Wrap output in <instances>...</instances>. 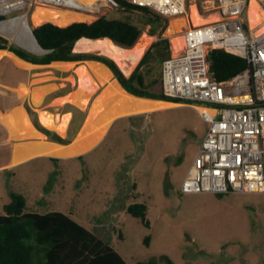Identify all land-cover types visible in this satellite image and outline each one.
Returning <instances> with one entry per match:
<instances>
[{
    "label": "rangeland",
    "instance_id": "rangeland-1",
    "mask_svg": "<svg viewBox=\"0 0 264 264\" xmlns=\"http://www.w3.org/2000/svg\"><path fill=\"white\" fill-rule=\"evenodd\" d=\"M209 1L216 0H188V5H197L199 13L208 18L216 15L215 11L206 10ZM256 1L264 9V0ZM78 12L94 17L93 20L104 15L128 19L142 26L146 34L150 28L140 13H124L106 6H100L95 13ZM16 15H5L0 23ZM179 18L185 21L182 29L173 27L172 32L168 31L174 18L170 19L163 33L153 36L150 45L161 37L168 38L171 55L177 54L179 51L172 41L180 39L183 42L184 30L193 26L189 10ZM29 25L31 29L37 26L31 20ZM0 30L11 42L25 46L18 39L20 26L11 30L0 25ZM32 52L44 53L42 50ZM161 68L162 65L157 66L156 76H160ZM45 70L49 78L38 80L34 74L28 75L26 82L30 88L44 81L66 83L64 77L56 79L53 70ZM16 76L8 58L0 62L1 120L8 108L20 103L26 109L29 106L36 113L39 125L46 128L39 122L37 109L61 114L77 108L86 116V109L92 105L91 98L84 109L66 101L53 102L60 94L75 90L78 79L72 71L67 86L50 93L40 106L32 102L30 95L18 97L14 90L6 95L8 91L2 83L16 84ZM155 90L161 91V82ZM84 118L77 113L65 136L61 137H67L70 129L74 131ZM35 127L48 141V135ZM208 128L209 124L194 104L185 103L119 119L102 142L82 158L40 157L0 171V203H9L11 193L15 192L25 197L26 212H63L110 244L129 264L151 259L161 261L162 256L169 257L175 264H263L264 192H181ZM6 134V128L0 124V166L9 162L8 158L12 151L14 155L20 142L42 139L11 135L4 144L2 139ZM134 203L147 205L149 226L128 212V207ZM146 237H150L149 245Z\"/></svg>",
    "mask_w": 264,
    "mask_h": 264
},
{
    "label": "built area",
    "instance_id": "built-area-1",
    "mask_svg": "<svg viewBox=\"0 0 264 264\" xmlns=\"http://www.w3.org/2000/svg\"><path fill=\"white\" fill-rule=\"evenodd\" d=\"M127 1L151 8L169 19L182 17L189 10L188 0ZM209 2L206 10L215 11L219 19L187 27L182 49L162 62L163 94L199 103L195 108L209 124L181 192L262 193L264 32L257 33V27L250 26V0ZM38 5L95 13L100 6L118 10L120 0H0V16L17 13L13 18H20L30 27L31 14ZM216 49L244 58L248 67L228 79H216L209 61L210 51ZM198 107L215 112L212 115Z\"/></svg>",
    "mask_w": 264,
    "mask_h": 264
},
{
    "label": "trees",
    "instance_id": "trees-1",
    "mask_svg": "<svg viewBox=\"0 0 264 264\" xmlns=\"http://www.w3.org/2000/svg\"><path fill=\"white\" fill-rule=\"evenodd\" d=\"M118 11L142 14L145 23L150 25L148 34L152 36L163 33L170 20L151 8L136 6L127 0H120ZM2 19L5 17H0V20ZM32 32L40 47L45 50L44 53L32 52L11 42L1 33L0 50L13 52L34 64H50L54 61H99L105 64L122 87L133 95L200 105L170 98L162 91L155 90L156 85L162 81V68L160 76L155 75V70L171 56L168 38L161 37L153 42L129 76L125 75L117 62L108 55L74 51L76 42L82 38H108L118 46L134 47L144 33V28L131 20L104 15L93 22L75 21L64 27L47 22L33 27ZM209 61L211 73L218 80L228 79L248 67L244 58L219 49L210 51ZM27 109L35 125L48 135L50 141L67 144L81 126L79 124L72 132L70 129L67 137L63 138L56 131L41 127L37 122L36 113L29 106ZM72 112V122L77 113L85 117V112L77 108ZM79 158H82V155ZM25 207V197L15 192L11 193V201L4 205L5 214L0 215V264H129L110 244L99 239L69 215L59 211L26 212ZM147 210V205L143 203H134L128 207L132 216L143 219L149 226L146 221ZM149 241L150 237H146L145 242L148 245ZM160 260L151 259L137 264H175L167 256H162Z\"/></svg>",
    "mask_w": 264,
    "mask_h": 264
},
{
    "label": "bare ground",
    "instance_id": "bare-ground-1",
    "mask_svg": "<svg viewBox=\"0 0 264 264\" xmlns=\"http://www.w3.org/2000/svg\"><path fill=\"white\" fill-rule=\"evenodd\" d=\"M89 1L91 2L94 0ZM250 1L249 19L251 27L254 28L263 23L264 10L256 0ZM56 8L57 7L54 8L52 6H36L30 17L31 23L38 26L51 22L55 25L64 27L75 20L88 21L94 19V17L84 14L73 16L70 11L58 10ZM189 19L193 25L198 26L217 21L219 18L217 15L208 18L203 17L199 13L197 5L192 4L189 7ZM0 25L2 28L11 30L20 26L21 32L18 36V39L20 40L19 42L34 51H41L39 44L31 32V28L23 23L20 18L16 17L9 19L0 23ZM184 25V19L176 18L172 20V26H170L168 31L172 32L173 27L180 30ZM262 32H264V23L258 30V33ZM153 39L154 37L152 35L143 33L139 41L132 48L118 46L109 39L81 40L77 41L75 49L94 48L96 50H102L117 62L125 75H129L132 69H134V66L144 55L147 46L153 41ZM172 42H174V47H176L178 51L182 49L183 42L180 39H176ZM72 65H75V63L57 64L59 68H68ZM76 71H78L77 74H79V86L76 91L72 93L69 92L67 96L59 101L70 102L84 109L85 105L89 103L91 96L97 93L88 111L82 129L75 137L74 141L69 145H60L59 143L47 141L43 139L44 135L33 124L27 110L22 106L16 107L2 117V120L8 127L11 135L17 138L40 137L42 139L17 145L12 159L14 165L35 156L73 157L85 154L95 148L102 141L111 124L117 118L152 113L176 106V104L171 102L142 98L128 93L119 81L114 78L110 69L102 63L88 61L85 64H82V66ZM92 75L97 77L98 82L93 79ZM100 84L104 85V88L98 94L99 87L101 86ZM24 92L28 94L30 90L24 89ZM43 94L44 90L41 89V87L40 89H34L32 91L33 100L36 104L39 105L41 103ZM198 109L200 111H206L212 115L215 112L212 109H206L203 107H198ZM38 112L39 121L43 126L56 131L61 136H65L71 117L69 113H66L65 115H55L46 109H40Z\"/></svg>",
    "mask_w": 264,
    "mask_h": 264
},
{
    "label": "crops",
    "instance_id": "crops-1",
    "mask_svg": "<svg viewBox=\"0 0 264 264\" xmlns=\"http://www.w3.org/2000/svg\"><path fill=\"white\" fill-rule=\"evenodd\" d=\"M251 2V1H250ZM260 6H261V4H260ZM249 7H250V5H249ZM262 7V6H261ZM55 8V7H54ZM56 9H58V10H63V11H70L72 14H73V16H75V15H77V14H84V13H81V12H78V11H73V10H65V9H61V8H56ZM264 10V9H263ZM70 13V14H71ZM71 14V15H72ZM248 19H249V10H248ZM75 21H87V20H75ZM75 21H73V22H75ZM94 20H88L87 22H93ZM73 22H71V23H73ZM70 23V24H71ZM249 23H250V19H249ZM263 23H264V21H263ZM262 23V24H263ZM262 24H260V25H257L256 27V32L258 33V30L260 29V27H261V25ZM69 25V24H68ZM250 26H251V24H250ZM255 28V27H254ZM103 39H108V38H103ZM81 40H90V39H88V38H82V39H80L79 41H81ZM100 40V39H99ZM110 40V39H109ZM77 43V42H76ZM76 45V44H75ZM150 46V44L147 46V48ZM146 48V49H147ZM92 50V51H91ZM74 51L75 52H96V51H98V52H101L102 54H106V53H104V51H102V50H96V49H94V48H92V49H75V46H74ZM146 51V50H145ZM7 53V54H6ZM12 54V55H11ZM106 55H108V54H106ZM109 56V55H108ZM5 58H8L11 62H12V64H13V71L14 72H16V74H17V76H16V79H17V82H16V84H9V83H2L3 84V86L5 87V89H7V93H6V95H8L10 92H13V90H14V92L16 93V94H18V97H21V96H24V95H30V97H31V100H32V102L36 105V106H40L41 104H42V101H44L46 98H47V96L50 94V93H52L53 91H55V90H61V89H64V87H66L67 86V83H69L71 80L68 78L69 77V73L72 71L73 73H75L76 74V76H77V82H76V88H75V90L77 89V87L79 86V74H77L78 73V71H76V70H78V68L79 67H81L82 66V64H85L86 62H88V61H95V60H86V61H54V62H52V63H50V64H34V63H31V62H29V61H26V60H24V59H22V58H20L19 56H17L15 53H13V52H10V51H8V50H0V62L1 61H3ZM142 58V57H141ZM140 58V59H141ZM140 61V60H139ZM139 61L137 62V64L139 63ZM75 63V65H72L71 67H68V68H59L58 66H57V64H59V63H63V64H65V63ZM96 62H98V63H101V62H99V61H96ZM54 63V64H53ZM77 64V65H76ZM103 64V63H102ZM137 64L134 66V69H135V67L137 66ZM105 65V64H104ZM106 66V65H105ZM107 67V66H106ZM45 68H48V69H50V70H53V71H51V72H53L54 74H53V76L56 78V79H58L59 77H64L65 79H66V83L65 84H60L59 82H57V81H47V82H42V84H40V85H37V86H34V87H31L30 88V86H28V84H27V77H28V75H32V74H34V77L36 78V79H45V78H49L50 77V74H48V72H45L46 70H45ZM77 68V69H76ZM108 68V67H107ZM109 69V68H108ZM134 69H132V71L129 73V75L133 72V70ZM21 71L23 72V73H21ZM111 71V70H110ZM112 72V71H111ZM65 75V76H64ZM129 75H127V76H129ZM114 76V75H113ZM92 77H93V79L96 81V82H98L97 81V77L95 76V75H92ZM0 85H1V82H0ZM44 86V87H43ZM40 87H41V89H43L44 90V94H43V97H42V100H41V103L38 105V104H36L35 102H34V100H33V96H32V91L34 90V89H40ZM46 87V88H45ZM21 88V89H20ZM52 88V89H51ZM24 89H29L30 90V92L27 94V93H25L24 92ZM75 90H73L72 92H74ZM103 89L101 88V86L99 87V92H98V94L102 91ZM22 91V92H21ZM25 94H24V93ZM71 91H70V93H72ZM128 92V91H127ZM129 93V92H128ZM69 94V92H67V93H65V94H60L59 96H57V97H55L54 98V100H53V102H62V101H59L60 99H62V98H64L65 96H67ZM96 95H97V93H95L93 96H91V101L92 100H94V98L96 97ZM136 96V95H135ZM139 97V96H138ZM142 98H144V97H142ZM148 99H151V98H148ZM153 100H157V99H153ZM160 101H164V100H160ZM167 102H170V101H167ZM70 103V102H69ZM171 103H174V104H176L175 102H171ZM24 107L25 108V106H23L22 104H20V103H17V104H14L13 106H11L10 108H8L9 110H7L8 112H6V113H9V112H11L13 109H15L16 107ZM196 105H194V107H195ZM26 109V108H25ZM40 109H44V108H39V109H37V112L40 110ZM27 110V109H26ZM86 111H87V113H86V116H85V118H84V120L82 121V124H81V126L79 127V129H78V131H77V133H76V135H75V137L78 135V133L80 132V130L82 129V127H83V125H84V122H85V120H86V117H87V115H88V111H89V108L88 109H86ZM162 111V110H161ZM28 112V111H27ZM70 114L71 115V117H70V121H69V124H68V126H67V131H68V128L70 127V125H71V123H72V119H73V112H72V110H66L65 112H63V113H61V114H59V115H65V114ZM29 114V113H28ZM54 114V113H53ZM150 114V113H149ZM55 115H57V114H55ZM137 115H141V114H136V115H129V116H124V117H120V118H117L112 124H111V126H110V128L112 127V125L117 121V120H119V119H122V118H125V117H132V116H137ZM38 118H39V112H38ZM0 124L2 125V126H4L5 128H6V136H4L3 137V139H2V142L5 144V142H6V140L7 141H9L10 140V138H11V133H10V131H9V129H8V127L4 124V122H3V120H1L0 119ZM110 128H109V130H110ZM109 130H108V132H109ZM66 131V132H67ZM107 132V133H108ZM107 135V134H106ZM105 135V136H106ZM75 137L69 142V143H67V144H61V143H59L60 145H69L70 143H72L73 141H74V139H75ZM105 138V137H104ZM103 138V139H104ZM102 139V140H103ZM48 141H50V140H48ZM25 143L26 142H30V141H24ZM51 142H54V141H51ZM102 142V141H101ZM100 142V143H101ZM20 143H22V142H20ZM55 143H58V142H55ZM99 145V144H98ZM97 145V146H98ZM94 149V148H93ZM92 149V150H93ZM92 150H90V151H92ZM90 151H88V152H90ZM87 152V153H88ZM86 154V153H85ZM81 155H83V154H81ZM80 155H77V156H73V157H58V158H61V159H70V158H75V157H79ZM40 157H51V156H35V157H32V158H30V159H28V160H25V161H23V162H21V163H18V164H16V165H14L13 163H12V159H13V151H12V153H11V155H10V157L8 158L9 159V162L8 163H6L5 165H2V166H0V171H2V170H5V169H9V168H11V167H15V166H17V165H20V164H23V163H25V162H27V161H29V160H32V159H35V158H40ZM6 203H4L3 201L0 203V215L1 214H5V211H4V205H5Z\"/></svg>",
    "mask_w": 264,
    "mask_h": 264
},
{
    "label": "water",
    "instance_id": "water-1",
    "mask_svg": "<svg viewBox=\"0 0 264 264\" xmlns=\"http://www.w3.org/2000/svg\"><path fill=\"white\" fill-rule=\"evenodd\" d=\"M31 32H32V29H31ZM32 34H33V32H32ZM34 36V35H33ZM36 39V38H35ZM37 41V40H36ZM38 43V42H37ZM40 46V45H39ZM22 47H24V48H26V49H28L27 47H25V46H22ZM41 48V50L43 51V52H45V50L42 48V47H40ZM32 51V50H31Z\"/></svg>",
    "mask_w": 264,
    "mask_h": 264
}]
</instances>
